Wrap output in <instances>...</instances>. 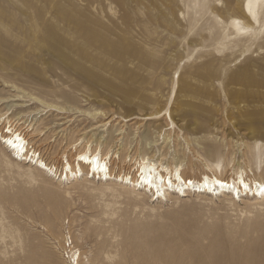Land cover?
Listing matches in <instances>:
<instances>
[{
  "label": "rangeland",
  "instance_id": "rangeland-1",
  "mask_svg": "<svg viewBox=\"0 0 264 264\" xmlns=\"http://www.w3.org/2000/svg\"><path fill=\"white\" fill-rule=\"evenodd\" d=\"M9 126L49 166L0 140V264H264L258 193L65 178H263L264 0H0Z\"/></svg>",
  "mask_w": 264,
  "mask_h": 264
},
{
  "label": "bare ground",
  "instance_id": "bare-ground-1",
  "mask_svg": "<svg viewBox=\"0 0 264 264\" xmlns=\"http://www.w3.org/2000/svg\"><path fill=\"white\" fill-rule=\"evenodd\" d=\"M0 137L1 143H4V146L11 152V155L14 159H25L26 162L29 160V162L32 163L38 162V164L40 163V166L43 165L48 168L49 165L41 158L40 155L38 157L37 151L35 149L29 148V143L25 137L21 135V132H18L9 126L7 130L1 131ZM14 156L17 157L15 158ZM77 156L78 157L76 160H78V162L75 169L69 161L66 162L68 169L66 171L65 178L67 179H70L71 175L77 176V174L81 172L83 168H87L89 174H92L94 177L99 176L100 179L117 178L122 182H126V179H130L129 183H132L134 187L143 188L144 190H148L149 188L153 195L152 197L154 198L158 196V199L159 197L163 196L164 191H162V189L165 187L169 190L171 189L170 191L177 190L178 192L176 191L175 193L178 195H181V190H185L184 195H187L186 188L192 189L191 187L198 189V191L203 189V191H207V193V189H209V192H212L216 189H218V192H220L221 190L219 189L225 187L229 188V190H232L231 195L233 198H236L237 196L240 198L242 196L241 192L245 193V191L248 190L249 192L253 193V197L256 199H258V197L255 195V193L262 195L263 197H261V199H264V177L260 179H253L250 182L245 179L243 173H240L236 178L230 179L223 178L218 175L209 176L205 174L200 180H195L190 177H185L180 172L179 167L175 168L174 173H171L172 175H165L159 170L158 167H156L154 163L146 161L145 158L141 159V161L139 160L140 167L138 172H140V174L136 177H130V173L121 175L112 171L109 167L107 158L100 156V153L82 152ZM168 185H170V187ZM171 187H174V189ZM234 192H236V194L238 193V195L235 196L236 194Z\"/></svg>",
  "mask_w": 264,
  "mask_h": 264
}]
</instances>
